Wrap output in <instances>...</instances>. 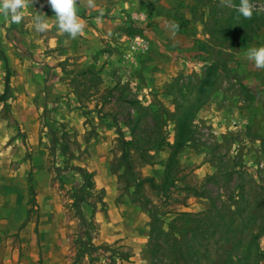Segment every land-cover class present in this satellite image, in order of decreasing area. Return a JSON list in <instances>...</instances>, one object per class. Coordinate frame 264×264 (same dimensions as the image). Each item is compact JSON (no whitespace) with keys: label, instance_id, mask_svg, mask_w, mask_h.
<instances>
[{"label":"rangeland","instance_id":"rangeland-1","mask_svg":"<svg viewBox=\"0 0 264 264\" xmlns=\"http://www.w3.org/2000/svg\"><path fill=\"white\" fill-rule=\"evenodd\" d=\"M101 1L111 32L93 37L87 59H65L77 110L20 100L11 80L14 97L0 102V264H264V71L243 59L264 46V12ZM4 70L0 59V90ZM32 129L49 179L34 173ZM154 163L164 178L138 185ZM105 166L118 213L100 187Z\"/></svg>","mask_w":264,"mask_h":264},{"label":"crops","instance_id":"crops-1","mask_svg":"<svg viewBox=\"0 0 264 264\" xmlns=\"http://www.w3.org/2000/svg\"><path fill=\"white\" fill-rule=\"evenodd\" d=\"M118 2V0L115 2L116 7H122L121 2ZM85 3L86 0H82V3L79 4L78 0L77 14L87 22V27L84 35L78 36L76 39H70L67 34H61L58 31L54 23L55 13L47 10V8L50 7L47 0H34L32 5L30 3L24 10L25 16L20 24L10 23L3 15H0V59L3 62V66H5L4 73L1 77V79L4 77L3 81L1 80L3 83L0 90L1 94L5 90L6 79H8L9 84L10 80L14 83H19L20 81L19 87L21 92H23L22 95L19 93L17 96L20 100L27 98H47L49 99V103L46 106L47 110H56L61 106H65V108L68 106L70 110H77L74 102L77 97L68 87L65 78L62 76L65 71V59L73 54H82L83 58L87 59L88 57H85V54L91 51L93 37H95L96 34H107L111 32L113 27V24L106 18V16H108L107 12L110 11L108 8L106 9V7L110 5H106L105 2L101 0H95L98 6L97 9L86 10L84 6ZM115 4L113 5L115 6ZM102 8H104V11L101 15L100 9ZM36 11L45 14L46 18L50 19L48 21L49 29L43 34H51V37L47 41L44 37L41 41L36 39L38 42H32V44H30L31 39L29 38V34H40L36 33L32 27V20ZM98 17L99 19H97ZM115 23L117 22L115 21L114 24ZM28 88L34 89L33 93L29 92L26 94L27 90L25 91V89ZM13 93V89H11L9 98L14 97ZM27 107H30V105L28 104ZM82 110L85 109L83 108ZM69 113L68 111L67 115ZM32 130V133L29 135V143L36 151V154L32 156V161L35 163L34 173L38 178L49 179L51 173L43 166L46 162L47 155L45 148L39 145L41 143V138L38 140L36 130ZM42 166L44 168H42ZM80 169L85 173H91L88 171H93L86 170L80 166L72 168V170H79L78 172L84 176ZM100 173L103 174L104 178L110 180L109 183L101 184L100 186L106 189L105 196L110 206L107 212L111 211V213H118V211L122 209V206L118 201L117 173L111 172L107 166H105L103 171H99L97 174ZM145 174L153 179L164 178L163 165L154 163L151 166V164H147L145 165ZM3 191L7 193L10 190ZM43 191L50 192L52 190H38V192ZM138 260L141 259L138 258Z\"/></svg>","mask_w":264,"mask_h":264},{"label":"clouds","instance_id":"clouds-1","mask_svg":"<svg viewBox=\"0 0 264 264\" xmlns=\"http://www.w3.org/2000/svg\"><path fill=\"white\" fill-rule=\"evenodd\" d=\"M34 0H0V15H3L10 23L20 24L24 19V10ZM55 13V26L61 34H67L70 39H76L85 33L87 22L77 14L78 0H47ZM82 0H79V4ZM85 9H97L95 0H86ZM220 6L234 9L245 19H251L254 12H264V7H259L251 3V0H239L237 6L233 0H220ZM102 15V13H101ZM99 19V17L97 18ZM45 14L36 11L33 16L32 27L36 33H46L49 29V21ZM169 27L175 33L179 29L176 22H169ZM67 43V41H66ZM251 67L264 71V46L252 47L243 56Z\"/></svg>","mask_w":264,"mask_h":264},{"label":"trees","instance_id":"trees-1","mask_svg":"<svg viewBox=\"0 0 264 264\" xmlns=\"http://www.w3.org/2000/svg\"><path fill=\"white\" fill-rule=\"evenodd\" d=\"M9 92H10V84H9V81L8 79H6V83H5V90L4 92L0 95V102L2 103H7V100L9 98ZM182 145V143H178L177 144V149L180 148ZM80 171L84 174V176L86 177L87 176V173H85L83 170L80 169ZM144 182H148L152 187H155L156 186V182L154 181L153 178H144L142 180H139L138 181V185L139 184H142Z\"/></svg>","mask_w":264,"mask_h":264}]
</instances>
